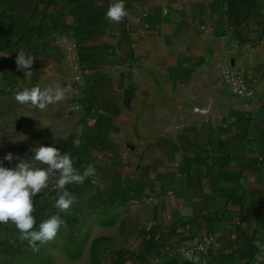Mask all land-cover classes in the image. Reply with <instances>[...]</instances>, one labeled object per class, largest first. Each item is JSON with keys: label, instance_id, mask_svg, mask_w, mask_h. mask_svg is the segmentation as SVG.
I'll use <instances>...</instances> for the list:
<instances>
[{"label": "crops", "instance_id": "1", "mask_svg": "<svg viewBox=\"0 0 264 264\" xmlns=\"http://www.w3.org/2000/svg\"><path fill=\"white\" fill-rule=\"evenodd\" d=\"M113 2L0 0V164L44 145L81 173L94 165L67 185L70 212L135 235L136 264H194L171 250L196 240L200 264H264V0H124L111 23ZM37 85L71 92L44 110L17 103Z\"/></svg>", "mask_w": 264, "mask_h": 264}, {"label": "clouds", "instance_id": "2", "mask_svg": "<svg viewBox=\"0 0 264 264\" xmlns=\"http://www.w3.org/2000/svg\"><path fill=\"white\" fill-rule=\"evenodd\" d=\"M127 15L124 0H114L106 10V17L111 23H120ZM33 63V55L22 49L17 53V68L28 69L25 75L32 74L30 69ZM70 92V87L50 85L42 89L37 85L17 91L15 100L21 105L44 110L49 105L63 102ZM78 143L75 140L74 144ZM31 151L33 156L30 159L15 157L20 162L14 168H6L0 164V224H14L20 233L19 239L27 241L33 251H39L38 244L54 240L65 221L59 214H54L41 222L38 230H33L36 223L33 197L51 185L53 190L60 192L54 207L60 212H67L77 203V198L66 185L83 184L86 179L95 175L96 169L94 165H88L81 173L74 167V161L68 152L62 154L53 146L39 145ZM13 158L12 153L4 157L9 162ZM255 243L264 252V244L259 240Z\"/></svg>", "mask_w": 264, "mask_h": 264}, {"label": "rangeland", "instance_id": "3", "mask_svg": "<svg viewBox=\"0 0 264 264\" xmlns=\"http://www.w3.org/2000/svg\"><path fill=\"white\" fill-rule=\"evenodd\" d=\"M43 191L33 197V230H38L39 224L54 214H59L65 224L54 240L38 244L39 251H33L27 241L19 239L14 224H0V264H136L133 256L139 249L135 235L127 239L122 232L99 229L97 233L89 227L85 209L74 214L70 210L60 212L54 207L59 190L50 185Z\"/></svg>", "mask_w": 264, "mask_h": 264}, {"label": "built area", "instance_id": "4", "mask_svg": "<svg viewBox=\"0 0 264 264\" xmlns=\"http://www.w3.org/2000/svg\"><path fill=\"white\" fill-rule=\"evenodd\" d=\"M223 81L229 87L230 91L239 96H245L250 93L246 80L234 70L225 69L223 72ZM207 249V243L202 240H196L194 245H178L172 251L173 255L194 264H200L203 261Z\"/></svg>", "mask_w": 264, "mask_h": 264}]
</instances>
